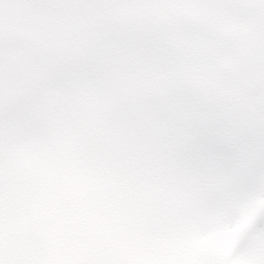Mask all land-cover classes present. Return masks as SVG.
<instances>
[{"label": "rangeland", "instance_id": "obj_1", "mask_svg": "<svg viewBox=\"0 0 264 264\" xmlns=\"http://www.w3.org/2000/svg\"><path fill=\"white\" fill-rule=\"evenodd\" d=\"M96 1L99 2V0ZM124 1L132 8L138 7L139 3L142 2V0ZM157 1L156 9L158 12L164 11L170 5V0ZM212 2L215 4L213 5ZM179 3L184 5V9L187 11L193 7L200 9L203 12L198 13L199 15L212 14L217 12V9L219 13L229 14L230 12L233 17L234 14H238V0H184ZM237 18L241 24H244V21L247 22V19H244L245 13L240 14ZM148 25L151 27L147 28ZM156 27L154 24L144 25L136 31L137 33L130 38V41L137 42L138 35L141 37V33L155 32ZM211 29H200L204 33L202 41L197 47H195L196 43L187 47L191 51H196L195 59L199 61L195 70L208 77L215 74L217 62L220 63V60L226 63L235 62L234 50L239 52L243 46V41L238 42L231 38L235 35L234 31L229 29L212 31ZM146 38L154 45H158L161 41L160 35L156 37L148 33ZM141 40L143 42V39ZM217 40L223 42L218 45ZM137 45L139 42L133 46ZM218 46L220 48H217ZM141 57L142 53H137L133 64L139 61ZM118 59L119 65L116 72L122 75L126 69H129V67L126 68L123 61L127 59L126 53L119 51ZM94 65L97 66L98 63L95 61ZM107 66V63L103 65V67ZM133 66L131 65V67ZM107 70L110 72L108 68ZM122 70L124 71L119 73ZM77 79L79 82L75 88L82 96L86 97L87 101L100 102L111 92V80H100L96 77L95 72L89 70L88 66L82 67L78 71ZM135 82L140 83L138 80ZM204 87L202 86V88ZM187 90L191 91L182 94V96L179 92L172 94L168 100L162 103H143L145 105L143 109L144 118L138 123L141 134L133 140L134 142L124 155L127 158L124 167L126 173L121 172L120 176L117 177L120 183L116 184L106 180L107 176L103 175L102 172V174H95L93 169H91L92 171L89 170V168L102 167L99 156L96 154L97 157L94 153L98 143L95 127L90 125L88 130L86 129L91 142L85 145L80 144L79 149H77L78 146L75 147L74 144L77 143V140L78 143L80 142V133L83 128L80 130L78 128L73 129L72 132L71 129L62 127L67 125L65 121L61 120L63 115H66L63 111L66 110L64 104L62 102L57 105L55 103L49 104L54 116V119H51L50 131L54 130V125L57 123L56 137L59 141L56 144L59 148L60 146L65 148V151L60 155V160L67 161V169L66 172L60 169L62 174L58 179L46 183L40 181L33 183L32 187L35 191L31 193L24 183L10 185L11 182L4 186V191H0V264L22 263V257L18 253L11 255L10 251L18 250L16 244L21 241L18 236L22 232L23 210L26 209L27 214L31 215L30 210L33 208L31 201L34 199L40 201L35 212L36 221L40 220L42 223L41 230L48 233L51 241L47 245L53 251L54 257L59 258V264H72L74 256L82 259L88 254H96L100 251L98 241L102 238L111 217L109 204L104 207L101 203L98 204L99 196L106 194V190H110L108 194L111 200L118 198L125 205L131 204L134 207L131 215H128V208H125L122 225L126 229L129 223L136 225L140 217L147 215L150 210L154 211L155 206L151 205L152 203L155 202L156 204V214L158 215L160 212L156 197H153L155 200L150 202L151 199H145L143 195L162 193L166 196L167 192L185 190L184 200L186 203L196 202L205 196L198 191L199 188L206 189L210 185L226 183L228 181L227 175L217 166L212 167L211 172L208 170L213 165L212 160H219L216 155L218 153L217 147H212L205 152H203L204 149L197 151L194 148H185V142L193 138V134L197 130V126L195 127V124L190 121L195 119L200 122L201 119L199 117L201 105L197 104L196 101L204 103L209 98L202 89L192 91V88H189ZM108 126H112V124H106L103 131L101 129L102 136L107 137L109 135L107 129L111 128ZM17 147V155L24 160V166L28 169L34 168L39 160L34 152L31 153V155L34 154L33 157L24 153L23 138L22 147L19 145ZM181 147L183 149L179 150ZM46 148L49 149L48 146ZM89 149L90 151H88ZM74 150L76 153L72 155ZM256 167L254 170L255 180L250 178L240 194L241 203L245 207L225 208L222 211L223 222L221 224H217V212L215 213V210L218 207V200H214L209 204L207 211H203L200 216L193 219L195 221L190 228H184V235L187 236L185 239L175 236L180 229L174 231L170 222L167 223V230L170 232L162 230L158 233L156 231L152 240L155 243L159 241L156 245L162 258H168L166 251L169 255L179 259L180 264H210L211 258L215 255V250L224 244L227 230L232 222L234 223L236 218L247 219L249 207L259 200V197L256 198L252 190H248L250 184L256 187L264 185V163L263 165L259 163ZM87 177H89V182L86 181ZM256 177H258L257 180ZM93 179H99L100 184L92 181ZM68 186L73 193H68ZM212 198V195L208 197L207 205ZM54 213H58L62 218L58 233L54 225ZM131 217L135 218L134 223L130 222ZM34 224L37 226L35 232H38L40 224L33 222L32 226ZM217 231L220 233L219 236ZM149 233H153L152 228H149ZM259 238H261V242L264 240V232ZM258 240L256 243H259ZM139 245L137 239L133 238L131 241H127L126 248L128 250ZM205 252H207L206 256ZM142 264L149 263L142 262Z\"/></svg>", "mask_w": 264, "mask_h": 264}]
</instances>
